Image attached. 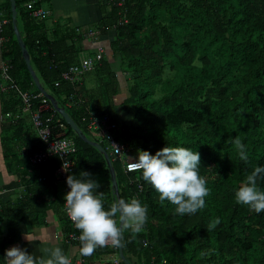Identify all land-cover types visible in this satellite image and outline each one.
Masks as SVG:
<instances>
[{
    "label": "trees",
    "instance_id": "1",
    "mask_svg": "<svg viewBox=\"0 0 264 264\" xmlns=\"http://www.w3.org/2000/svg\"><path fill=\"white\" fill-rule=\"evenodd\" d=\"M15 2L17 27L39 82L84 134L106 149L119 199L136 197L147 206L143 230L135 236L123 230L122 250L128 261L264 264V212L257 214L234 198L246 175L256 166L264 167V0L100 3V18L87 27L97 36L114 31L108 43L111 54L106 55L103 43L101 58L73 82L63 80L61 73L80 63L83 32L80 36L65 20L54 22L44 8H50L49 0H33V8L43 10L40 15H32L27 9L32 0ZM0 19L6 20L1 56L8 73L20 91L36 94L13 33L9 0L0 6ZM118 73L126 88V96L119 102ZM0 100L3 113H15L21 107V99L13 90L1 91ZM32 101L33 105L38 103V99ZM49 112L65 125V134L74 142L68 175L90 173L100 185L97 191L105 194L107 208L116 198L104 156L80 140L58 113L53 109ZM120 113L129 117L124 119ZM88 114L108 115L117 126L112 131L115 139L130 153L146 150L155 155L166 146L198 151L201 175L210 189L205 207L194 215L180 216L169 202L161 206L158 193L142 179L141 172H125L121 161L110 153L105 137L98 130L99 139L91 136L88 121L83 119ZM4 124L1 142L5 160L9 168L16 167L27 191L17 201L0 205V264H5V246L20 240L21 223L46 224L44 218L51 211L64 236L71 228L64 199L54 183L58 158L52 156L31 165L29 154L44 146L31 123L21 117ZM236 137L246 146L247 161L239 159L231 143ZM16 139L21 144L14 153ZM257 184L264 190V180L258 179ZM69 190L67 187L66 193ZM216 218L220 224L209 230V223ZM116 256V249L104 246L82 264ZM119 264L124 263L120 260Z\"/></svg>",
    "mask_w": 264,
    "mask_h": 264
},
{
    "label": "clouds",
    "instance_id": "2",
    "mask_svg": "<svg viewBox=\"0 0 264 264\" xmlns=\"http://www.w3.org/2000/svg\"><path fill=\"white\" fill-rule=\"evenodd\" d=\"M239 159L248 160L246 146L239 137L234 138ZM117 154L120 149L112 144ZM129 170L138 171L142 179L159 195L161 206L167 201L175 206L180 216L194 215L205 207V198L210 194L207 180L201 175V156L198 151L184 146H166L155 155L146 150H137V157L126 156ZM264 180V167L256 166L234 193L235 202L247 206L257 214L264 212V190L258 186ZM66 184L70 189L64 196L67 215L79 230V254L91 257L97 248L109 243L120 246L123 230L133 236L141 232L147 223V206L136 197L129 200L115 199L105 207V194L98 192L99 183L88 172L79 176L68 175ZM216 218L208 225L212 230L220 224ZM25 239L28 235L25 233ZM41 255L29 253L27 249L13 246L5 251L6 264H73L72 259L58 245L40 248Z\"/></svg>",
    "mask_w": 264,
    "mask_h": 264
},
{
    "label": "built area",
    "instance_id": "3",
    "mask_svg": "<svg viewBox=\"0 0 264 264\" xmlns=\"http://www.w3.org/2000/svg\"><path fill=\"white\" fill-rule=\"evenodd\" d=\"M27 9L31 10L32 15H40L43 13V10L40 8L34 9L33 8V0L26 4ZM6 23L5 19H0V42L3 41V37L1 36L3 25ZM87 33V34H86ZM86 36H94L97 37V32L93 30H89L86 32ZM93 54L86 55L84 59L80 61L77 65L70 66L66 71L61 73V78L63 80H68L73 82L79 79L83 73L87 72L88 70L93 68L94 62L101 58L104 49L101 44L93 45ZM0 74L2 83L0 87L2 91L5 90H13L18 93L21 99V107L20 109L15 112L11 113L6 111L2 114L4 121L7 120L8 122H16L19 118L22 117V113L26 112L29 115V121L35 131V134L39 139L43 142L44 146L42 149L34 151L33 153L29 154L28 161L31 165H37L39 163L46 162L50 157L56 156L58 158V166L54 169V180L57 182H62L66 189V179L69 171L72 168L73 161L71 159V155L75 151L74 142L71 137L65 134L66 127L60 121L54 120L53 112H49L52 107L44 96L42 92L33 94L30 91H20L16 86L14 80L8 73V65L4 63V61L0 64ZM32 99H38V103L33 105ZM71 99V98H68ZM69 105V103H67ZM34 106V107H33ZM33 108V109H32ZM49 112V113H48ZM87 122L88 129L91 130H98L106 139L108 143V148L110 153H112L118 160L121 161L122 168L125 172H132L129 170V161L124 154H128L130 152L129 148L121 143L120 141L115 139L113 135V130L116 129V124L110 120L109 116L104 114L101 116H95L94 114H88L83 117ZM116 145L119 149L121 154H117L116 148L112 145ZM43 179V178H41ZM65 203V200H64ZM64 211L66 213L67 218L70 220L69 216L67 215L65 204H64ZM71 228L64 239L67 242H77L78 249L80 248L79 242V235L80 232L77 230L70 220ZM113 249H116L117 246L112 244H108ZM86 257L78 256L76 257V264L84 263ZM121 259L119 257H113L109 260L103 259L102 261H94V264H119ZM162 262H165V259H162Z\"/></svg>",
    "mask_w": 264,
    "mask_h": 264
},
{
    "label": "crops",
    "instance_id": "4",
    "mask_svg": "<svg viewBox=\"0 0 264 264\" xmlns=\"http://www.w3.org/2000/svg\"><path fill=\"white\" fill-rule=\"evenodd\" d=\"M106 1L108 0H49L50 8L46 7L45 5L44 8L48 11L47 14L50 13L54 22H58V20L61 21L65 20L69 24L71 23L70 25L81 36V25H83L84 23L87 24V23L96 22L101 15L100 3H105ZM4 2L5 0H0V6L3 5ZM84 32L86 33V31ZM113 32H114L113 30L110 31L109 34L106 36H100L98 34L96 38H94V36L91 37L82 34L83 51L79 53L80 61L84 59L86 55H89L93 51L94 49L93 45L96 44H101L102 46L105 45V47L107 48L106 55L108 56L109 54H111L110 51L108 50V43H109V38H111L113 35ZM1 36L3 37L2 33ZM4 40L5 39H3L2 42H0V64L3 61L1 56V48L3 46ZM1 83H2V79L0 74V84ZM1 91L2 89L0 87V93ZM2 114H3V110L0 100V205L6 202L12 203L14 201H17L27 191L25 190L24 184L19 179L17 171H15L16 170L15 165H14L15 170L9 168V165L7 164L3 154L1 137H2V130L3 127H5V124ZM22 118L24 119L25 123L27 124L30 123L28 113L23 112ZM20 144L21 142L19 141V139H16L15 145L13 147L14 153L19 151ZM11 151L12 150H10V152ZM54 183L57 186L59 197L61 199H64V196L66 195V191H67L65 185L62 182H58V181L56 182L55 180ZM44 221L46 222V224L44 223L41 225H30L24 222L21 223L20 240L7 244L5 246L4 253L6 250H8L13 246H20L21 248L27 249L29 253H34L35 255L39 256L41 255L40 253L41 247L58 245L63 249V251L67 255L70 256L73 264H76L75 259L79 254V249L77 245L71 244L70 242H67L64 239L65 236L61 232L60 227L58 226V222L51 211H48L46 217L44 218ZM25 233H27L29 241L25 239ZM0 237L2 236L0 235Z\"/></svg>",
    "mask_w": 264,
    "mask_h": 264
},
{
    "label": "water",
    "instance_id": "5",
    "mask_svg": "<svg viewBox=\"0 0 264 264\" xmlns=\"http://www.w3.org/2000/svg\"><path fill=\"white\" fill-rule=\"evenodd\" d=\"M9 4H10V21H11L13 33H14V36H15L16 41L18 43V46L20 48V51H21V54L23 56L27 70H28V72L32 78L34 86L36 87V89L39 92H42L44 94V96L49 101L52 109L61 116V118L64 120V122L75 133V135L80 140H82L83 142L94 146L104 156V159L106 161V164H107V167L109 170L112 194L115 196L116 199H119V197H118V186H117V181H116V177H115V172H114V168L111 164V159H110L108 152L99 142L89 139L84 134V132L80 129V127L76 124V122L71 118V116L68 114L66 109L58 103V101L55 99V97L53 95L49 94L43 88V86L39 82L34 70L32 69L30 59H29V55H28V51H27L26 46H25V44H24V42L20 36V32H19L18 27H17L16 2H15V0H9ZM117 255L124 264H131L123 253L122 243L120 246H117Z\"/></svg>",
    "mask_w": 264,
    "mask_h": 264
},
{
    "label": "rangeland",
    "instance_id": "6",
    "mask_svg": "<svg viewBox=\"0 0 264 264\" xmlns=\"http://www.w3.org/2000/svg\"><path fill=\"white\" fill-rule=\"evenodd\" d=\"M71 24V23H70ZM87 24H90V23H87ZM87 24L86 23H84L83 25H81V32L83 31V34H85V32L84 31H86V32H88L89 30H91V28L90 27H87ZM118 75H119V77H120V86H121V92H120V94H118L117 96H116V99H117V102H119V101H121L122 100V98L124 97V96H126V88H125V86L123 85L124 84V81H123V79H122V76L118 73ZM120 117H122V118H128L129 117V115L128 114H126V116H125V114H123V113H120ZM90 131H91V136L93 137V138H97V139H99V134H98V132H96V131H94V130H91V129H89ZM124 155H128L129 157H136V155H137V153L134 151V152H129L128 154H124ZM61 184V183H60Z\"/></svg>",
    "mask_w": 264,
    "mask_h": 264
}]
</instances>
